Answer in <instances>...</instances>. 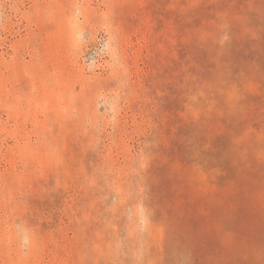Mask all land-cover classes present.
<instances>
[{"label":"rangeland","instance_id":"1","mask_svg":"<svg viewBox=\"0 0 264 264\" xmlns=\"http://www.w3.org/2000/svg\"><path fill=\"white\" fill-rule=\"evenodd\" d=\"M0 264H264V0H0Z\"/></svg>","mask_w":264,"mask_h":264}]
</instances>
